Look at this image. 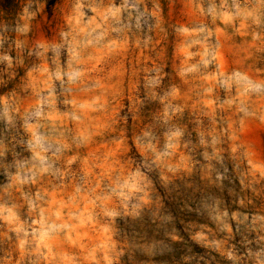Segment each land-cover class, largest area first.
<instances>
[{
	"label": "rangeland",
	"instance_id": "rangeland-1",
	"mask_svg": "<svg viewBox=\"0 0 264 264\" xmlns=\"http://www.w3.org/2000/svg\"><path fill=\"white\" fill-rule=\"evenodd\" d=\"M0 264H264V0H0Z\"/></svg>",
	"mask_w": 264,
	"mask_h": 264
}]
</instances>
